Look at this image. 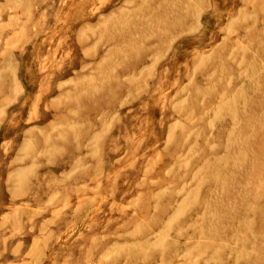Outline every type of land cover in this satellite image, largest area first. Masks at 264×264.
Instances as JSON below:
<instances>
[{"label": "rangeland", "instance_id": "1", "mask_svg": "<svg viewBox=\"0 0 264 264\" xmlns=\"http://www.w3.org/2000/svg\"><path fill=\"white\" fill-rule=\"evenodd\" d=\"M0 264H264V0H0Z\"/></svg>", "mask_w": 264, "mask_h": 264}]
</instances>
